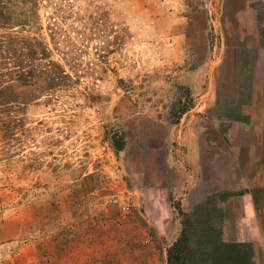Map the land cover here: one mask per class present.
<instances>
[{
    "label": "rangeland",
    "instance_id": "374dc122",
    "mask_svg": "<svg viewBox=\"0 0 264 264\" xmlns=\"http://www.w3.org/2000/svg\"><path fill=\"white\" fill-rule=\"evenodd\" d=\"M202 209L264 264V0H0V264H167Z\"/></svg>",
    "mask_w": 264,
    "mask_h": 264
},
{
    "label": "trees",
    "instance_id": "16d2710c",
    "mask_svg": "<svg viewBox=\"0 0 264 264\" xmlns=\"http://www.w3.org/2000/svg\"><path fill=\"white\" fill-rule=\"evenodd\" d=\"M210 223L208 209L183 214L182 230L167 250V264H252L249 244L222 241Z\"/></svg>",
    "mask_w": 264,
    "mask_h": 264
}]
</instances>
